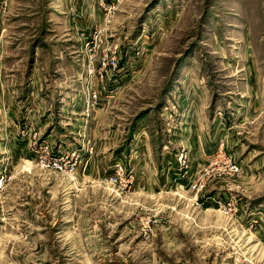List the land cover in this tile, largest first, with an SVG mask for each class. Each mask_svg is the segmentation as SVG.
<instances>
[{"label":"rangeland","instance_id":"1","mask_svg":"<svg viewBox=\"0 0 264 264\" xmlns=\"http://www.w3.org/2000/svg\"><path fill=\"white\" fill-rule=\"evenodd\" d=\"M0 264H264V0H0Z\"/></svg>","mask_w":264,"mask_h":264},{"label":"built area","instance_id":"2","mask_svg":"<svg viewBox=\"0 0 264 264\" xmlns=\"http://www.w3.org/2000/svg\"><path fill=\"white\" fill-rule=\"evenodd\" d=\"M235 168H237V166Z\"/></svg>","mask_w":264,"mask_h":264}]
</instances>
